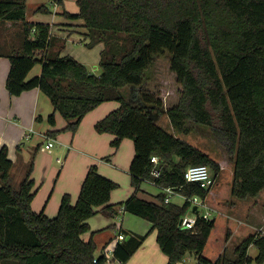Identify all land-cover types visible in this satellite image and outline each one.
Wrapping results in <instances>:
<instances>
[{
	"label": "trees",
	"instance_id": "obj_1",
	"mask_svg": "<svg viewBox=\"0 0 264 264\" xmlns=\"http://www.w3.org/2000/svg\"><path fill=\"white\" fill-rule=\"evenodd\" d=\"M53 1L63 5V0ZM27 3L0 0V20L23 26L20 46L5 54L11 63L6 87L10 95L39 88L50 98L55 112L67 121L63 129L48 131L50 137L62 130L76 132L88 112L103 102L118 101L119 107L98 120L95 129L114 134L111 145L116 148L125 138L133 140L130 173L136 193L152 178L153 155L160 157L162 165L157 182L175 186L187 198L208 196L200 184L185 180L188 166L205 164L215 175L221 171L209 153L157 123L165 113L181 134L190 132L187 122L210 128L233 158V181L227 188L232 196L256 197L264 189V0H77V12L64 9L62 14L84 21L86 47L101 45L100 75L74 56L61 55L66 39L53 36L50 23L28 21ZM38 9L49 13L46 5ZM166 53L180 86L179 98L170 106L145 86L147 71ZM38 63L41 73L28 78ZM126 86L133 89L130 100L123 95ZM136 88L139 95L134 93ZM48 121L56 125L55 113ZM13 165L3 145L0 264H103L104 255L94 262L93 238L86 241L82 235L90 230V217L99 212L115 216L120 208L152 223L168 264H177L188 253L197 256L198 264L264 263V234L257 226L219 209L212 218L198 215L193 228H182L180 220L191 201L165 202V195H160L159 203L136 193L124 202L110 203L118 184L99 173L95 164L75 204L66 193L55 217L36 212L34 161L19 187L11 182ZM218 198L217 193L207 203L222 206ZM237 230L243 237L235 258H229L225 244ZM145 238L132 235L119 242L115 257L127 262ZM251 245L259 250L256 258L248 254Z\"/></svg>",
	"mask_w": 264,
	"mask_h": 264
},
{
	"label": "crops",
	"instance_id": "obj_2",
	"mask_svg": "<svg viewBox=\"0 0 264 264\" xmlns=\"http://www.w3.org/2000/svg\"><path fill=\"white\" fill-rule=\"evenodd\" d=\"M53 3L54 1L51 0L52 5ZM40 6L35 5L31 16L27 14L28 21L50 23L52 35L56 38H63L66 39V42L75 41L85 45L87 41L84 34L87 30L84 27V21L68 18L62 14L64 9L69 11L66 8V0H63V5L58 3V7L54 8V12L47 6L49 13H45L42 9H38ZM69 12L75 13V11ZM22 27L20 23L0 20V52H2V55H0V147L3 145L8 147L9 157L14 162L13 166L17 163L16 152H24L26 162L34 159L35 167L31 178L35 181L33 190L36 193L32 201L33 209L36 212L44 211L49 217H55L58 214L62 197L66 193L71 195L72 204H75L87 172L90 166L94 164L98 166L99 173L118 184V187L112 191L110 203L126 201L136 193L130 173V166L135 156L134 142L132 139L131 141L129 138H125L120 146L116 148L111 145V142L115 139L114 134L99 133L95 129L96 122L119 107L120 103L116 101L103 102L84 116L76 132L70 133L67 131L56 137H50L48 131L63 129L67 125L66 119L58 111L55 112L50 98L39 88L24 91L20 95H10L8 92L6 79L11 63L5 54L20 46L23 36ZM96 47H98L100 53L101 45H97L91 50H96ZM66 54L74 56L85 65L87 64V56L84 53H74L66 46L61 55ZM41 71L42 64L38 63L30 71L28 78L39 75ZM52 113H55V126L48 121V116ZM48 137L60 142L61 149H58V153L62 154L64 159L61 161L62 165L59 172L52 164L53 159L51 156L52 148L56 144L50 149H42L47 143ZM23 138L33 143L27 149L23 143ZM53 177L57 184L55 191H53V188L50 189ZM147 182L144 181L141 184L139 191L136 193L137 196L159 203L160 195L164 194L157 186L153 185L154 188H152L151 184ZM40 183H42L41 187ZM207 201L208 199H206V203ZM171 202L182 205L186 200L182 195H176ZM197 212H201L200 207L192 205L185 214H197ZM87 222L90 230L85 232L82 237L86 241L93 238L96 243V256H100L106 247L113 246L120 232L126 235V240L132 235L146 236L140 247L127 262H122L114 255L110 264H168L169 258L162 251L157 241V230L153 229L150 221L120 208L115 216L110 217L99 212L90 217ZM118 224L120 229H118ZM263 224L264 221L262 225L253 226L261 229L264 228ZM125 239L118 241L116 245L119 242H124ZM252 246L255 245L250 246L248 254L252 258H256L259 250L255 246L256 253L253 254L251 251ZM194 257L198 264L195 254Z\"/></svg>",
	"mask_w": 264,
	"mask_h": 264
},
{
	"label": "rangeland",
	"instance_id": "obj_3",
	"mask_svg": "<svg viewBox=\"0 0 264 264\" xmlns=\"http://www.w3.org/2000/svg\"><path fill=\"white\" fill-rule=\"evenodd\" d=\"M42 4H45L46 6L50 7L51 11L54 12L55 6L51 4V0H29L27 14L31 16L32 10L34 9L35 5L39 6ZM66 8L72 12L78 11L77 0H66ZM66 46L68 49H70V51H74V53L80 52L86 54V65L90 72L96 75H100L102 73V68L99 65L100 53L98 52V47L95 48L96 50H91V48L86 47L83 43H78L75 41L66 42ZM168 57L169 56L166 53L156 58L152 67H150L147 71L148 79L145 86L146 88L154 92H158L163 97L165 103L170 106L175 103L179 98L180 86L176 81L175 75L170 71ZM139 89L140 88L134 89V93L136 95H139ZM122 91L124 97L130 100L133 89L129 86H126L125 88H123ZM116 102L119 103L118 101ZM157 123L163 128L167 129L169 132L185 138L190 143L198 146L204 152L209 153L214 159L219 162L221 166V171L217 175H215L213 170H211L212 175L215 178V185L208 192L209 195L207 199L211 200L213 197L216 198V195L218 193L220 195V198H218V200L223 205L213 207L208 204V208L200 207L201 212H207L209 210L211 216L214 217L220 209L224 212H228L231 217L246 222L250 225H262L264 221V189L256 197H248L245 199L232 196L229 192H227V188L229 189L233 181V158L228 154L226 148L218 140H216L209 127L194 125L193 123L187 122L186 125L191 128L190 132L188 134H181L171 125L170 119L166 113L160 117ZM67 131L69 130H62L59 134H62ZM69 132L73 133L72 131ZM23 141L24 145L26 146V149L33 144L32 142L27 141L25 139ZM59 143V140L58 142H56V140L54 139V144H56V146L53 147L51 151V156L53 159L52 164L56 167L58 172L60 171V167L62 165L61 161L64 159L63 155L58 153V149H61ZM16 154L17 163L15 164V166H13L11 170V182L15 187H19L23 179L26 177V173H28L31 163L34 159L30 160L31 163L28 160V162H26L24 152H16ZM39 185L41 187L42 183H40ZM151 186L152 188H154L152 184ZM52 188L54 189L53 191H55L57 188V184L54 181V177L51 180L50 189ZM155 188L158 189L157 187ZM53 196H55V194H53ZM228 201L232 202L233 204L230 203V205L226 208L225 204L228 203ZM242 237V233L240 231L238 232L237 230L235 231L232 238L226 242L225 253L229 258H235V249L238 243L241 242ZM251 251L253 254L256 253L255 246H252ZM186 256L187 257H185L182 261H179L178 263L197 264L194 254H187Z\"/></svg>",
	"mask_w": 264,
	"mask_h": 264
},
{
	"label": "built area",
	"instance_id": "obj_4",
	"mask_svg": "<svg viewBox=\"0 0 264 264\" xmlns=\"http://www.w3.org/2000/svg\"><path fill=\"white\" fill-rule=\"evenodd\" d=\"M53 5L55 8L58 7V1H54ZM47 143L42 147V149H50L54 146V139L47 138ZM151 161L153 163L152 167V178L147 179L149 183H151L154 186H157L160 191L165 195V202H171L172 198L176 195H182L185 200L189 199L192 203V205H196L197 207H205L208 208V204L206 203V199L201 198L199 196H193L191 198H187L184 194L180 193L175 186H164L157 182V179L162 176V165L161 160L158 155H153L151 157ZM184 178L187 182H195L200 184V186L207 192L211 190V188L215 185V178L212 175L211 169L208 165L205 164H197V165H190L186 168L184 172ZM203 216L205 218H210L211 213L209 210L207 212H197L193 214H184L180 220V226L182 228H193L196 224L197 217ZM120 225L118 224V227ZM120 229V227L118 228ZM261 233L264 234V229H260ZM126 235L123 232H120L118 237H116L113 246H108L105 248L104 252L101 255H104L106 257L105 262L103 264H110L111 260L114 257V249L116 246V243L120 240L125 239ZM98 257L96 256L94 258V262L98 261Z\"/></svg>",
	"mask_w": 264,
	"mask_h": 264
}]
</instances>
